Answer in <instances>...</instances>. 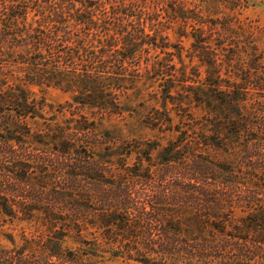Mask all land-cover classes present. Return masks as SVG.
<instances>
[{
	"label": "trees",
	"instance_id": "1",
	"mask_svg": "<svg viewBox=\"0 0 264 264\" xmlns=\"http://www.w3.org/2000/svg\"><path fill=\"white\" fill-rule=\"evenodd\" d=\"M30 4L41 19L28 22ZM162 4L209 66L207 89L157 29ZM216 14L183 0H0V76L24 73L0 77V215L30 226L5 234L0 264H264V48ZM224 70L240 81L223 87ZM25 84L71 101L54 109ZM116 121L173 135L124 137Z\"/></svg>",
	"mask_w": 264,
	"mask_h": 264
},
{
	"label": "rangeland",
	"instance_id": "2",
	"mask_svg": "<svg viewBox=\"0 0 264 264\" xmlns=\"http://www.w3.org/2000/svg\"><path fill=\"white\" fill-rule=\"evenodd\" d=\"M225 1L227 0H219L218 2H212L211 0H183V4L186 5L188 9L194 10V12L199 15L210 14L212 11H215L217 14L224 13V16L227 15L226 17L229 21L231 29L237 30L239 34H241V32H244L247 35L253 34V38L256 39L257 44L261 48H264V0H239L238 2ZM164 6L166 5L162 4L158 7V13H160L159 20H161L162 23L157 25V29L160 30V32L164 35H167L174 44L180 43V45L183 47L182 59L184 60V63L188 66V68L191 69V72H193V74H190V77H192L191 80H193L191 84L194 86L199 85L201 88L206 87L207 89L208 84L206 83L209 76V66L206 64V62H203L201 60V58L199 57V51H197L196 48L193 47L192 42L194 41V39L192 38L191 34H189V37L179 36L178 27L181 26L182 22H178L177 20L170 18V7ZM29 7L32 8L28 10V22L32 21V17L41 19L42 16H36L37 10L34 4H30ZM152 10L154 11V8H152L151 11ZM217 14L215 17H213L214 19L219 17V14ZM193 15L194 14H192V16ZM134 20V23H137V18H135ZM224 21V17L220 18V22ZM45 24L52 25L54 23L49 21L45 22ZM194 25L195 24L193 22L190 23L191 32L193 31L192 27ZM146 32L153 33L150 24L147 25ZM156 54L157 53H155V55ZM160 56H162V54H160ZM175 61L179 67L182 65L179 62L178 58H175ZM3 71V76L0 77H5L4 73H6L8 76L7 79L10 83H23L22 78H24V73L18 66L12 65L10 68L4 69ZM197 72H199V76L196 75ZM225 72L226 71L224 70L222 73V77L224 78V82H222L223 87H225V85H228V83L240 81V79H236V77L233 75V72ZM229 74L232 77L228 76ZM187 83L189 84V82ZM25 86L28 87V89L33 93V96H35L38 100L42 98L46 99L47 103H49L51 106H54V109H57L60 104H64L65 102L69 101L72 96L70 92L60 87L28 84H25ZM139 86H141V84H139ZM156 87L157 84L153 88L155 89ZM153 88H150L149 92L152 91ZM177 92L185 93V89L182 90L181 86H178L174 90V94H177ZM128 93L130 94V99L133 101V105L139 102V100H136V88L129 89ZM176 96V98H179V100L177 101L183 104V106L186 107L187 112L190 111L194 118L200 117L205 114V105L197 102L193 98V95L191 96L190 94L189 99H185L184 94H182L181 96ZM146 98H149L148 95H146ZM147 104L154 105L156 104V102L152 100L148 101ZM168 106L170 108L172 107L171 104H169ZM47 110H49L48 106ZM64 112L66 113V116L70 115L69 111L64 110ZM48 114H50V112H48ZM58 115L60 118L61 114L58 113ZM171 115L173 116L175 124H178L180 121V117L177 115V113L173 111ZM114 123L115 125L122 128V134L124 137H130L131 134L134 133L142 137L151 138L153 140L155 136H170L171 134L173 135L172 132H166L162 133V135H159V132L157 130L153 131L147 127H143L139 122L136 121L133 124L128 123L127 125L119 121H116ZM180 126L184 125L180 124ZM102 129H112L111 123L105 122L102 126ZM22 227L28 229L30 226L26 222H21L18 220L12 221L8 219V217L0 215V243L9 245L10 242L5 237V234L9 233L10 231H15L17 233ZM17 234L19 235V232ZM18 238L19 237L17 236V239ZM65 245L77 248L78 243L73 239L68 238L67 242H65Z\"/></svg>",
	"mask_w": 264,
	"mask_h": 264
}]
</instances>
